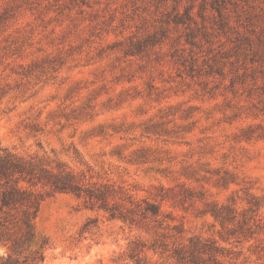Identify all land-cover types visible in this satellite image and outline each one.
I'll return each mask as SVG.
<instances>
[{"label": "rangeland", "instance_id": "1", "mask_svg": "<svg viewBox=\"0 0 264 264\" xmlns=\"http://www.w3.org/2000/svg\"><path fill=\"white\" fill-rule=\"evenodd\" d=\"M1 150L0 264H264V0H0Z\"/></svg>", "mask_w": 264, "mask_h": 264}, {"label": "trees", "instance_id": "2", "mask_svg": "<svg viewBox=\"0 0 264 264\" xmlns=\"http://www.w3.org/2000/svg\"><path fill=\"white\" fill-rule=\"evenodd\" d=\"M34 171V166L26 160L7 150L0 151V211L5 208L13 210L28 206L29 209H32V217L36 216L41 201L40 197L19 186L20 181L31 184L35 177ZM69 178L68 174L55 177L52 187L60 192L78 193V186ZM182 258L180 256V259Z\"/></svg>", "mask_w": 264, "mask_h": 264}]
</instances>
